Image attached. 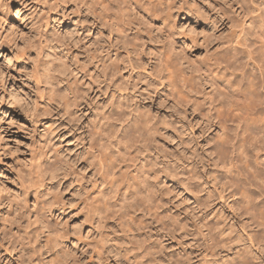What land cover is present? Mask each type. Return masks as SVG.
Wrapping results in <instances>:
<instances>
[{
    "label": "clouds",
    "instance_id": "1",
    "mask_svg": "<svg viewBox=\"0 0 264 264\" xmlns=\"http://www.w3.org/2000/svg\"><path fill=\"white\" fill-rule=\"evenodd\" d=\"M0 77V264H264V0H0Z\"/></svg>",
    "mask_w": 264,
    "mask_h": 264
},
{
    "label": "bare ground",
    "instance_id": "2",
    "mask_svg": "<svg viewBox=\"0 0 264 264\" xmlns=\"http://www.w3.org/2000/svg\"><path fill=\"white\" fill-rule=\"evenodd\" d=\"M238 41L239 38L237 37V42ZM17 63H20V61L18 60ZM230 99L232 101L233 107L229 113V118H231L232 120L244 121L247 123V126L249 128L264 125V117H262L261 119L251 117V114L254 113L256 108L260 107L261 105L264 106V97L259 95L253 96L250 94H245L243 96L238 95L235 97H231ZM9 109H13L12 106H4V111H8ZM219 112L223 114V107L219 109ZM258 155L261 154L258 153Z\"/></svg>",
    "mask_w": 264,
    "mask_h": 264
},
{
    "label": "rangeland",
    "instance_id": "3",
    "mask_svg": "<svg viewBox=\"0 0 264 264\" xmlns=\"http://www.w3.org/2000/svg\"><path fill=\"white\" fill-rule=\"evenodd\" d=\"M13 27H15V25H13ZM217 51H219V49H217ZM205 57H208L207 51H205L202 55H199L197 57V59H204ZM119 87H120V85L117 84V88H119ZM262 108H264L263 105H261L260 107L256 108V110L254 111V113L251 114V117L256 118V119H261L262 117H264V111L261 110ZM5 112L10 116L11 119H16V113H15V110L14 109H9L8 111H5ZM20 135H22V134L19 133V131L17 130V132L15 134L10 135V136H8L6 138L8 139L9 144H12L15 140H17L20 137ZM21 158H23V156ZM10 161H11V158H9L8 161H6L5 163H8ZM223 170H224V166L223 165H220L219 171L220 172H223ZM209 179H212V177L209 176ZM8 186L13 191L15 190V186L13 184L10 183ZM223 189H224V185L222 184L221 185V188L217 190L218 191V194L221 197V202H223L224 196H225V192L223 191ZM73 227H75V225H73ZM94 251H98V250H94ZM92 259H93L92 257H89V260L90 261Z\"/></svg>",
    "mask_w": 264,
    "mask_h": 264
}]
</instances>
